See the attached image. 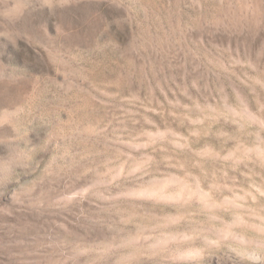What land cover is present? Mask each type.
I'll list each match as a JSON object with an SVG mask.
<instances>
[{
	"label": "rangeland",
	"instance_id": "374dc122",
	"mask_svg": "<svg viewBox=\"0 0 264 264\" xmlns=\"http://www.w3.org/2000/svg\"><path fill=\"white\" fill-rule=\"evenodd\" d=\"M0 264H264V0H0Z\"/></svg>",
	"mask_w": 264,
	"mask_h": 264
}]
</instances>
